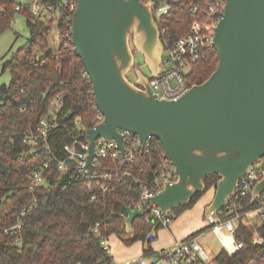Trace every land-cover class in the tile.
<instances>
[{"label": "water", "instance_id": "obj_1", "mask_svg": "<svg viewBox=\"0 0 264 264\" xmlns=\"http://www.w3.org/2000/svg\"><path fill=\"white\" fill-rule=\"evenodd\" d=\"M71 43L90 81L94 105L103 118L84 128L89 146L84 169L92 165L94 143L113 139L125 156L121 135L127 130L145 144L157 139L177 179L147 201L160 209L188 205L205 192V178L218 176L207 217L224 208L239 179L264 155V0H225L211 46L218 64L202 83L178 99H155L148 77L134 69L130 48L142 57L150 76L158 75L163 44L150 6L141 0H73ZM264 191V176L249 193V205ZM136 193V192H135ZM149 209L130 208L122 215L125 233ZM156 226L144 242L147 249Z\"/></svg>", "mask_w": 264, "mask_h": 264}, {"label": "trees", "instance_id": "obj_2", "mask_svg": "<svg viewBox=\"0 0 264 264\" xmlns=\"http://www.w3.org/2000/svg\"><path fill=\"white\" fill-rule=\"evenodd\" d=\"M56 4L59 0H43ZM211 0H168L169 16L164 19L172 38L186 34L193 21L202 22L204 11ZM17 0H0L5 13L0 17V33L8 28L17 12L13 6ZM193 6L198 10L191 11ZM25 15L28 29L26 45L10 54L1 65V72L10 76L8 84L0 85V264H109L110 256L101 250L99 239L90 232L95 224L104 236H127L122 215L136 198L134 179L149 184L154 179V168L158 163L155 154L146 155L132 162H103L95 168L98 174L108 173V190L102 191L105 182L101 177L90 180H68L55 172L51 165L46 183L34 192L27 189L28 177L41 161L54 153L62 156V147L73 134V118L80 117L82 126H93V94L88 78L83 76L82 62L76 57L71 42L61 43L53 52L50 42L52 20L42 22L35 19L28 10L18 11ZM61 19L58 30L63 35L68 22L64 17L66 9H60ZM42 53L36 56L34 50ZM205 57L190 65L186 82L189 86L205 81L218 64L217 53L212 46L204 47ZM60 94L62 109L57 115L58 125L34 151L20 141L21 134L33 129L37 120L48 111L49 100ZM47 149L51 151L46 152ZM94 170V168H93ZM217 175L204 179L205 192L193 196L188 205L174 209L179 215L191 208L198 199L214 189ZM36 196L35 209L20 218V248L15 245L14 236L6 229L14 225L23 206ZM234 207L227 214V207L216 213L223 218H231L234 213H246L255 208L249 205V194L239 198H229ZM226 215V216H225ZM161 222L146 214L135 218L129 243L143 242L153 226L156 230ZM209 229V227H207ZM205 230V229H204ZM186 238L198 237L202 231ZM236 241L243 247L229 255L220 248L215 264H264V221H254L251 226L238 222L235 231ZM254 232L262 239L256 243ZM152 240V239H151ZM151 243V241H150ZM143 249L144 256L153 253ZM232 252L231 241L225 244Z\"/></svg>", "mask_w": 264, "mask_h": 264}, {"label": "built area", "instance_id": "obj_3", "mask_svg": "<svg viewBox=\"0 0 264 264\" xmlns=\"http://www.w3.org/2000/svg\"><path fill=\"white\" fill-rule=\"evenodd\" d=\"M141 2L150 6L154 21L158 25L159 38L163 44L160 53L159 73L155 77H148V88H150V91L155 95V99H178L191 88L186 82V76L189 73L190 65L203 59L205 57L203 52L204 47L211 46L214 30L225 9V0H211L206 6L202 22L193 21L189 31L186 34L177 36V38H172L168 24L164 22V19L169 16L171 8L168 0H141ZM75 7L76 2L73 0H59L56 4L43 0H30L29 3H25L24 0H17V3L13 6V10L17 12L28 10L35 19L42 22L52 20V23L54 22L57 28V41L63 44L71 42V19L73 12L76 10ZM60 9H66L68 13L64 19L69 24H67L63 35H61L58 30V22L61 16L59 14L56 16V12ZM197 10V6H193L191 9L192 12H196ZM5 12V6L0 4V17ZM50 40L52 39L50 38ZM82 74L87 77L84 71ZM87 82L90 83L89 79ZM62 105L63 99L60 94L52 97L49 100L46 114L37 120L33 129L26 130L21 134L20 141L28 146L30 152L34 151L41 142H46L50 132L59 126L57 115L63 108ZM92 109L94 112V117L92 119L93 126L89 128H94L103 118L99 109L94 105V102L92 104ZM73 123V134L70 136L69 142L62 147L61 152L63 157H58L54 153H51L49 157L44 158L40 165L31 171L28 177L27 189H29L30 192H34L37 188L43 186L46 183L47 177L50 175L51 165L54 164L55 172L68 180L84 179L89 182L92 179L101 177L105 180L102 184V191L105 192L108 190L106 181L111 178V175L108 173L99 175L98 171L95 170L96 167L98 168L103 162H112L114 164L116 162H132V160L143 158L151 152L155 154L158 159V163L153 171L154 179L149 184H144L137 178L134 179L137 186L135 188L136 198L130 202L131 205L129 207L132 209H149V217L160 221L162 225L166 226L169 224L175 217L174 211L166 210L165 215H162L159 208L151 206L150 203L147 202L149 198L163 190L166 182L171 183L177 179L175 169H173L160 142L150 137L145 144H142L139 137L136 135L129 133L127 130L117 129L118 134L121 135L122 138L125 156L122 157L119 153L116 140L99 137L94 143L96 157L93 158L92 165L84 169L89 139H87L83 132L85 127L82 126L80 117H74ZM46 152L50 153L51 151L47 149ZM263 176L264 155L258 162L249 166L246 173L239 179L235 193L231 197L236 199L246 196L250 193L256 182L261 180ZM228 199L224 206L228 209L226 215L232 212L229 208L235 206V204L230 203ZM36 201L37 198L33 195L31 200L21 208L16 223L5 230L6 233L14 236L15 245L19 248L22 244V238L20 236V218L35 209ZM255 204L256 206L253 210L242 214L234 213L231 218H223L216 213L207 216L209 230L217 236L221 248L229 255H233V253L239 251L243 247L242 241H236L235 239V231L238 222H241V224L247 227L253 225L249 218L250 214L264 221V191L258 196ZM144 215H146V213ZM99 227V224H95L94 227L90 229V232L99 239L101 250L105 251L110 256L109 237L104 236L100 232ZM224 237L230 239L231 246L234 249L232 252L225 246L223 242ZM197 238L198 237L185 238L182 241H177L170 248L157 252L153 257L158 261H162L163 264H215L216 255L210 254L199 244ZM254 239L256 243H262V239L258 236L257 232H254ZM109 264L117 263L113 262L111 259ZM118 264L155 263H150L147 260V256L141 255L119 262Z\"/></svg>", "mask_w": 264, "mask_h": 264}, {"label": "rangeland", "instance_id": "obj_4", "mask_svg": "<svg viewBox=\"0 0 264 264\" xmlns=\"http://www.w3.org/2000/svg\"><path fill=\"white\" fill-rule=\"evenodd\" d=\"M25 3H29L30 0H24ZM59 12H56V16ZM56 25L52 23V29L50 33V40L52 46L51 50L55 52L59 46L60 42L57 41L56 38ZM28 29L25 23V15L21 12H16L13 16L12 21L10 22L7 29H5L2 33H0V85L8 84L10 81V76L7 71L1 72V65L7 60L10 54L14 53L15 50L18 48L26 45V41L28 40ZM130 48L133 51L135 56L134 58V65L129 71L128 79L131 81H135L134 77V69H137L139 72H142L144 76L149 77L150 73L147 71V67L143 63V59L139 56L133 44L132 36L129 37ZM36 56L41 57L42 53L37 49L34 50ZM214 189L209 190L204 195H202L196 204H194L191 208L185 209L179 215H175V219L170 223L171 225L175 222L177 223V231L176 236L183 237L186 234H195L200 230H204L200 234V238H198L199 244H201L210 254L216 255L220 250V244L217 237L210 233L209 231L206 232L208 221L207 217L203 216L204 207L211 201L213 196ZM208 202L207 204H204ZM250 221L253 224L254 221H259L256 216L253 214L249 215ZM169 224V225H170ZM188 232V233H187ZM131 234V230L126 233L128 236ZM127 236H124L125 239H128ZM187 236V235H186ZM190 236V235H189ZM188 237V236H187ZM173 241V236L169 233L168 226L161 225L157 230H155V237L152 238L150 243V248H153L155 251L159 252L161 249L169 245ZM229 241L227 237L223 238L224 244ZM110 252H116V254H121L124 257H133L135 254L140 253V247L137 242L129 243V242H122L117 239L115 236H112L109 241ZM152 250V249H151ZM164 250V249H163ZM154 251V252H155ZM112 252V254H113ZM128 260V259H127ZM147 260L151 263L154 262L155 264H163L162 261L156 260V258L147 257Z\"/></svg>", "mask_w": 264, "mask_h": 264}, {"label": "crops", "instance_id": "obj_5", "mask_svg": "<svg viewBox=\"0 0 264 264\" xmlns=\"http://www.w3.org/2000/svg\"><path fill=\"white\" fill-rule=\"evenodd\" d=\"M57 29V28H56ZM51 46H52V44H51ZM208 202H206V203H204V204H207ZM205 208V207H204ZM203 212H204V210H203ZM176 217V216H175ZM175 217H174V219H175ZM173 219V220H174ZM172 220V221H173ZM171 221V222H172ZM170 222V223H171ZM175 222L176 221H174V223L171 225L170 223V225L169 224H167L166 226H168V228H169V233L173 236V241H171V243L169 244V245H167L166 247H164L163 249L165 250V249H167V248H170L175 242H177V241H182L183 239H185L187 236L189 237V235H191V234H186L185 236H183V237H180V236H176V231H177V223L175 224ZM208 227V226H207ZM207 231H209L210 233H213V232H211L209 229H207L206 230V232ZM188 233V232H187ZM214 234V233H213ZM215 235V234H214ZM112 236H114V235H111L110 237H109V241H110V238L112 237ZM216 236V235H215ZM117 239H119L120 241H122V242H127V241H129V240H131V239H133V235H128L127 237H128V239H125V237H122V238H120L119 236L117 237V236H115ZM217 237V236H216ZM198 238H200V235L198 236ZM197 238V239H198ZM225 238V237H224ZM218 239V238H217ZM229 239V238H228ZM219 241V240H218ZM137 244L139 245V247H140V253H137V254H135V256H144L145 254H144V252L142 251L143 250V245H142V243H140V242H137ZM219 244H220V242H219ZM220 248H221V245H220ZM152 250L151 251H153V253H151V254H149V255H146L147 257H151V258H154L153 256H154V254H156L157 253V251H155L153 248H151ZM163 249H161V250H163ZM155 251V252H154ZM113 252V251H112ZM112 252H111V259H112V261L113 262H115V263H119V262H122V261H125V260H127V259H131V258H135V256H133V257H124L123 255H121V254H116V252L114 253L113 252V254H112Z\"/></svg>", "mask_w": 264, "mask_h": 264}]
</instances>
